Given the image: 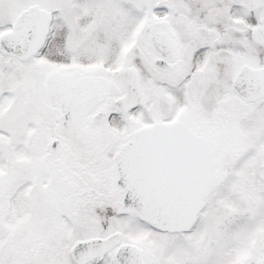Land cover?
<instances>
[{
  "label": "snow or ice",
  "instance_id": "6c2138e0",
  "mask_svg": "<svg viewBox=\"0 0 264 264\" xmlns=\"http://www.w3.org/2000/svg\"><path fill=\"white\" fill-rule=\"evenodd\" d=\"M0 264H264V0H0Z\"/></svg>",
  "mask_w": 264,
  "mask_h": 264
}]
</instances>
